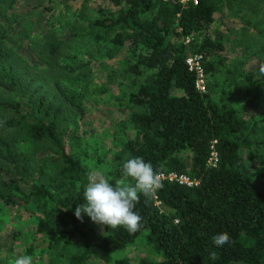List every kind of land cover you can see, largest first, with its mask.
Here are the masks:
<instances>
[{"label":"trees","instance_id":"trees-1","mask_svg":"<svg viewBox=\"0 0 264 264\" xmlns=\"http://www.w3.org/2000/svg\"><path fill=\"white\" fill-rule=\"evenodd\" d=\"M109 1L113 8L99 7L95 18L75 17L67 23L70 37L48 31L36 54H30L31 62L8 46L7 28L0 21V161L10 168L0 167V200L14 204L18 196L25 201H50L54 208L45 217L38 216L37 231L51 243L68 242L75 235L80 239L83 247L69 257L68 264H112L115 253L140 237L158 260L141 259L137 264H264V189L249 164L264 148V140L256 138L264 128V118L250 123L240 117L226 102V93L218 95L214 90L217 82L207 81L206 91H197L195 74L185 62L188 56L200 55L205 75L214 77L224 60L220 56L224 36L213 29L215 15L222 19L234 5L245 4L251 5V14L259 15L260 0ZM261 24L263 21L253 27ZM255 31L264 38V29ZM78 37L107 44L105 55L110 60L125 47L136 55L123 73L139 79L127 101L139 111L130 116L133 136L125 138L114 154L110 175L122 179V163L138 156L151 162L160 175H186L193 181L187 186L160 179L161 188L148 198L141 195L135 211L142 217V227L135 233L103 226L102 236L95 237L81 229V220L74 215L84 202L88 170L67 150L58 127L61 119L83 113V107L51 74L84 68V64L66 59L70 57L67 42ZM259 52L264 55V48ZM226 74L233 82L234 74ZM252 76L248 73L241 83L252 85ZM51 79L56 91L52 99L46 89ZM10 135L48 144L56 155L57 176L71 195L56 199L40 183L45 176L43 167L34 177L30 159L17 152ZM212 146L217 154L214 167L207 164ZM29 177L33 183H28ZM51 215L66 218L73 229L53 226ZM220 232H227L230 241L215 247L212 237ZM211 251L217 253L216 260L210 259ZM114 264L133 263L120 258Z\"/></svg>","mask_w":264,"mask_h":264},{"label":"rangeland","instance_id":"rangeland-1","mask_svg":"<svg viewBox=\"0 0 264 264\" xmlns=\"http://www.w3.org/2000/svg\"><path fill=\"white\" fill-rule=\"evenodd\" d=\"M99 7L113 8L109 0H0V21L7 28L8 46L31 62V55L36 54L39 42L48 31L62 38L70 37L72 31L67 23L74 22L75 17L93 19ZM250 7V4L243 7L234 5L232 10L223 13L222 19L215 15L213 29L223 33L224 50L220 56L224 60L214 77L210 74L206 76V82H217L219 86L214 90L219 91L218 95L226 93V102L237 110L240 117L251 123L264 118V109L260 108L264 105V75L259 73V59L264 58L259 51L264 48V38L255 31L264 29V0H260L259 15L251 14ZM260 21L263 24L254 28L253 25ZM67 44L70 46L67 51L70 57L66 59L82 63L84 68L72 73L55 70L51 76L60 82L66 93L77 96L83 113L61 119L58 132L67 150L79 158L88 170L85 184L89 176L102 175L114 185L118 179L109 173L111 162L125 138L133 136L129 119L132 113L139 111V108L127 104L129 94L139 79L129 72L123 73L128 71L129 64L134 63L136 55L125 47L114 59H107L105 53L109 46L87 38L78 37ZM226 71L234 74L233 82L226 79ZM248 73L253 75L252 85L241 83ZM53 80L46 87L50 99L56 93L52 89ZM133 80L137 82L132 85ZM2 114L0 110V116ZM2 132L7 134L5 130ZM256 138L264 140V128L258 130ZM10 139L15 143L17 152L30 159L32 169L35 168L34 177L37 169L43 167L45 176L40 178V183H44L56 199L62 200L71 195L65 181L57 176L59 167L53 160L56 155L48 144L32 143L12 135ZM249 164L258 176L257 184L264 189V148L258 150ZM0 167L10 169L2 161ZM30 177L27 181L33 183ZM20 188L24 189L22 183ZM14 201V204H8L0 200V264H10L20 255H31L33 264H68L69 257L81 251L82 242L76 235L68 242L51 243L47 236L37 231L38 216L45 217L54 208L50 201L47 204L39 199L25 201L18 196ZM50 220L53 226L63 225V228L73 229L66 218L60 220L51 215ZM79 226L95 237L103 234V225L94 224L87 215ZM120 258H128L133 264L141 259L158 260L143 237L115 253L111 263Z\"/></svg>","mask_w":264,"mask_h":264},{"label":"clouds","instance_id":"clouds-1","mask_svg":"<svg viewBox=\"0 0 264 264\" xmlns=\"http://www.w3.org/2000/svg\"><path fill=\"white\" fill-rule=\"evenodd\" d=\"M259 73L264 75V63L259 66ZM122 179L115 184L102 175H91L83 190V203L75 208L74 215L83 222L87 215L94 224L108 228L123 227L129 233H135L142 227V217L135 211L140 196L150 197L163 185L160 173L151 162L142 157H130L122 163ZM83 214V215H82ZM227 232H220L212 237L215 247H223L229 243ZM210 259L216 260L217 253L210 252ZM10 264H33L31 255H20Z\"/></svg>","mask_w":264,"mask_h":264},{"label":"built area","instance_id":"built-area-1","mask_svg":"<svg viewBox=\"0 0 264 264\" xmlns=\"http://www.w3.org/2000/svg\"><path fill=\"white\" fill-rule=\"evenodd\" d=\"M188 70L195 74L194 85L197 91L204 93L206 91V75L202 65V57L200 55L188 56L185 60ZM213 150V146L211 147ZM217 162V154L213 150L210 154L207 164L214 167ZM160 179L174 180L178 183L191 186L193 181L189 179L186 175H176L170 173L168 175L161 174Z\"/></svg>","mask_w":264,"mask_h":264}]
</instances>
